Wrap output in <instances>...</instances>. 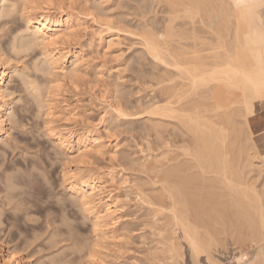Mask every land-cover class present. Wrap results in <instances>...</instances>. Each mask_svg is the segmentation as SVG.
Masks as SVG:
<instances>
[{
	"label": "bare ground",
	"instance_id": "obj_1",
	"mask_svg": "<svg viewBox=\"0 0 264 264\" xmlns=\"http://www.w3.org/2000/svg\"><path fill=\"white\" fill-rule=\"evenodd\" d=\"M38 1L41 0H0V30L9 23L13 24L18 14L24 20V29L9 28L10 34L0 46V139L9 135L14 123L22 121V114L14 113L13 106H10L9 97L13 89L27 91L31 96H26L25 106L22 105L21 109L32 102L42 109L47 101L43 95L53 88L60 75L56 79H53L55 76H51L52 79L47 76L50 89L44 88L46 93L43 94L38 82L40 78L37 79L33 73L42 71L48 75L52 72L50 70H58L63 75L69 62L71 71L67 70V74L74 76L80 65L81 57H72L71 52L76 44L73 41L74 23L79 19H73L75 6L72 1L58 0L56 5L54 2L55 6L46 0L42 6ZM156 1L166 5L169 14L163 30H156V26L154 30L157 33L143 30L146 32L140 34V39L145 52L151 56L152 67L161 71L159 74L152 68L153 74L148 71L150 77L154 76L157 81L155 85H159L156 88L159 96L158 101L150 102L147 108L144 105L142 110L144 112L146 108L148 115L151 112L157 116L153 119L151 115V120L144 118L148 122L154 121L149 123L153 130L151 133L152 137L155 134L154 141L161 150L157 162L155 159L151 162L149 157L148 165L141 163H145L144 170L152 174V182L146 188L150 192L141 191L144 192L141 199L158 207L153 212L159 213L161 222L157 227L168 251L179 252L181 247L180 244L178 247L177 237L180 234L193 254L204 252L208 262L216 263L219 260L214 258L213 251L218 246L225 247V241L230 240L237 249L232 258L234 264H264V129L255 132L252 127L257 115L264 113V0ZM151 8H148V13L152 12ZM145 10L143 13H147ZM152 20L149 24L154 27ZM104 25L98 29L97 39L103 41L104 33H108L111 38L107 44H114V28L108 22ZM146 25L144 21L145 29ZM36 48L40 49L50 68L48 73L42 64V68L39 66L40 61L31 60ZM26 56L33 61V73L21 75L20 82H17L12 60ZM58 81L56 85H60ZM119 95H116L118 100ZM118 100L116 103L113 101L114 104L110 101L112 105L109 102L110 109L114 110L115 116L121 115L131 122L138 111L131 109L132 112L127 113L126 107L123 110L124 105ZM47 104L52 106L49 102ZM63 104L60 108L71 120L72 110L67 107L69 104ZM51 106L46 108L47 116L55 121L57 114L53 110L55 107L52 109ZM101 116L104 122L106 116ZM66 125L48 127L52 139L64 154L83 156V153L88 154L93 147L100 145L97 129L88 125L80 126V129ZM98 148L100 152L101 147ZM67 175L71 179L69 189L76 194L83 213L92 218L91 242L88 245L90 256L84 259V264H102L101 258L96 260L98 251L103 248L104 233L112 229L116 221L114 216L122 205L117 196L106 191L96 178L85 175L86 178L81 179L82 176L76 177L71 170ZM5 245L0 243V264H32L28 256L20 255ZM156 260L151 264H159L160 259Z\"/></svg>",
	"mask_w": 264,
	"mask_h": 264
},
{
	"label": "rangeland",
	"instance_id": "obj_2",
	"mask_svg": "<svg viewBox=\"0 0 264 264\" xmlns=\"http://www.w3.org/2000/svg\"><path fill=\"white\" fill-rule=\"evenodd\" d=\"M41 1H38V4L43 6V0ZM46 1L55 6L58 0ZM62 1L65 3L72 1L75 6L73 19L79 18V25L78 21L74 23L73 41L76 44L71 52L72 57L74 55L81 57V62L79 61L80 65L74 76L70 73L67 74L68 71H71L69 62L65 65L66 75L63 74L65 77L59 79L60 81L58 78L63 75L58 73V70H50L52 72H49L48 75L42 71L33 73L31 68L33 61L31 62V60L34 58V61H40L39 66L42 64L47 73L50 69L38 48L33 51L34 55L31 54V60L30 56L12 60L16 67L13 75L17 82H20L21 75L32 72L35 77L37 76V79L40 78L38 82L43 89V94L46 93L44 88L50 89V87L48 89L50 84L47 83V76H55L53 79H56V76L60 75L54 82L56 85L58 81L60 85L57 83L56 87L58 88H55L54 85L50 91L43 95V99L45 98L52 106L46 101L45 105H47H43L42 109L38 108L36 103L34 105V102L30 103L25 108L26 110L21 109L25 106L26 99L31 98L27 91L13 89L9 97L13 112L22 114V123H14L9 130V135H4L0 139V243H5L6 247L20 252V255L28 256V260L30 258L29 261L32 264H58V261L59 264H70L71 261V264L85 263L90 256L92 218L83 213L76 194L69 189L71 179L67 177V171L71 170L76 174V177L82 176L81 179L88 175L96 178L102 186H105L106 191H111L114 196H117L119 204L121 203L123 206L114 216V220L117 221L112 225L111 230L114 231L108 230V233L107 231L104 233L103 248L98 251L96 262L101 258L102 264H151L155 259H160L159 264H234L232 258L237 249L230 240L225 241V247L218 246L213 251L214 258L219 260L216 263L208 262L204 252L194 253V255L180 234L177 237L179 238L177 239L178 247L179 244L181 247L178 249L179 252L176 254L175 251H173L175 253L168 251V245L161 238L158 229L161 222L158 220L159 213L153 212L158 207L150 206L141 199V194L150 192L146 188L152 182V174L148 170L145 171L146 169L143 168L145 163L142 165L141 163L146 162L148 165L149 157L151 162L154 159V162L160 160L158 152L161 149L156 140L154 141L155 134L154 138L152 137L150 125L154 121L148 122L157 116L151 112L149 114L152 116L148 115L146 109L148 105H151L150 102L158 101L157 89L159 85H155L157 81L154 80V76L150 77V73L153 74V70L157 69L152 67L153 61L151 56L149 57V54L145 52L140 34L144 35L149 30L157 33L154 30L155 26L156 30H163L164 21L169 15L166 5L156 0ZM147 5L152 6V12L148 13ZM144 10L147 13H143ZM19 15L13 24L9 23L0 30L1 47L5 38L10 34L9 28L19 29V31L24 29V20ZM147 19L148 21L154 19L159 24L152 20L154 27H151L152 23H150L151 21L147 22ZM144 21L148 24L146 29L143 26ZM105 22L114 28L112 32L115 34V38L117 37L114 38V44H107L111 38L108 33H104L105 39L101 42L96 37L98 29L105 26ZM143 30L146 31L143 32ZM148 71L152 72L148 73ZM156 73L159 74L161 71H156ZM33 77L34 75H32ZM116 95L121 96V99L124 95L125 99L119 98L118 100ZM26 96L28 97L26 98ZM115 100L124 105L123 110L126 107L127 113L133 110L138 111V116L134 117L136 120L133 119L130 122L121 115L120 117L119 115L115 116L114 110L110 109L112 105L110 101L114 104ZM63 103L69 104L67 107L72 110L73 118L71 120H69L71 117L60 108L61 105H64ZM137 104L140 110H138ZM144 105L146 111L143 112ZM47 106H51L52 109L53 106L55 107L53 110L57 115L54 116L56 117L55 121L57 118L60 119L58 122L51 120L50 115L47 116ZM103 114L107 120L112 115L109 122L106 119L104 122L103 119H100ZM67 116L69 117L68 122ZM47 117H50L49 122ZM144 117L146 119L149 117V120ZM122 118L123 120H121ZM63 124L68 128L80 129L82 126L87 127L86 125H88L89 128L97 129L96 131L100 135V145L98 146L101 147L100 152L98 147H93L88 151V154H86L87 152L83 153V156L76 153L68 155L64 154L62 150L60 151L52 139L48 127ZM252 127L256 130H254L255 132L264 129L263 112L257 115ZM145 130L147 131L145 132ZM143 170L151 175L146 174ZM5 175L7 176L5 177ZM9 184L10 186H8ZM143 187H145L144 190H142ZM49 221L51 224L47 223ZM69 239L70 241H68ZM238 248L242 249V247ZM193 256L194 258H192ZM85 258L86 260H84ZM51 261L53 262L51 263ZM164 261L165 263H163Z\"/></svg>",
	"mask_w": 264,
	"mask_h": 264
}]
</instances>
